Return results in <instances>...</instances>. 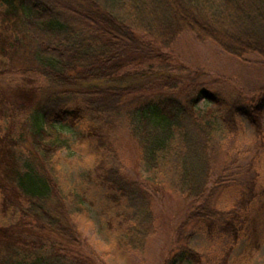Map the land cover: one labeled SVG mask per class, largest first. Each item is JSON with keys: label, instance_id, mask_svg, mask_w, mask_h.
I'll use <instances>...</instances> for the list:
<instances>
[{"label": "trees", "instance_id": "obj_1", "mask_svg": "<svg viewBox=\"0 0 264 264\" xmlns=\"http://www.w3.org/2000/svg\"><path fill=\"white\" fill-rule=\"evenodd\" d=\"M17 22L29 38L28 59L35 66L14 74L32 71L47 78L50 89L37 102L34 88L17 89L22 102L14 110L27 111L24 131L31 135L26 158L22 133L11 132L0 98V120H7V127L0 125V210L10 195L22 218L56 237L14 234L0 221V264H91L74 251L81 244L78 218L89 213L85 195L91 189L107 202L115 259L126 258L157 232L153 198L164 194L186 201L187 219L197 226L208 230L225 224L236 241L244 242L231 264H250L264 243V169L259 165L264 148L254 150L258 184L251 197L239 196V209L224 216L212 207L216 187L236 192L239 186L220 179L216 187L210 184L212 145L227 104L205 84L181 87L166 65L154 70L152 63H164L162 48L189 32L235 59L257 55L264 66V0H0V55L5 58L22 46ZM147 61L152 62L141 69ZM200 101L212 106L199 108ZM244 106L234 108L250 116L261 138L256 115L264 109V96ZM65 124L77 129L73 143L87 159L86 184L78 192L57 179L62 175L57 153L70 149ZM120 124L137 144L144 180H133L124 170L115 137ZM199 262V253L182 248L165 264Z\"/></svg>", "mask_w": 264, "mask_h": 264}, {"label": "rangeland", "instance_id": "obj_2", "mask_svg": "<svg viewBox=\"0 0 264 264\" xmlns=\"http://www.w3.org/2000/svg\"><path fill=\"white\" fill-rule=\"evenodd\" d=\"M16 28L22 46L12 56L5 58L0 55V61L4 62V64L0 62V70H3V74L0 75V98L3 109H8L6 113L2 112V115L9 116L7 120L10 122L11 132L14 136L22 133L19 144L22 149V158H26L32 150L31 135L24 131L27 111L14 110L22 102L16 96L17 89L29 91L30 88H34L37 102L49 91L50 82L32 71L26 72L25 75L14 74L19 69L28 70L35 66V63L28 59L29 38L23 24L17 22ZM162 52L166 56L165 62L154 61L152 63L154 70H158L159 65L164 64L173 78L182 81L181 87L189 82L205 84L212 91L220 93L227 104L224 109L226 120L219 124V132L212 145L211 158L214 171L210 187L213 185L216 187L215 181L218 179L221 180V184L235 183L239 186V189L234 192L233 190L223 191L224 186L218 185L216 188L219 192L212 197V207L217 206V210L228 217V212L239 209V196L251 197L253 185L258 184L254 180L255 170L258 167H255L256 160H253V156L255 149L264 148V109L260 115H256L262 127L260 138L254 131L250 116L237 112L234 106L245 107L246 101L250 103L253 98L258 101L261 96H264V66L257 55L235 59L215 44L199 41L193 33L189 32L180 35L169 48H162ZM148 62L152 61L145 62L141 69H147ZM198 106L203 109L212 104L200 101ZM7 120H0V125L7 127ZM64 126L66 129H63V132L70 140V149H63L57 153L62 171V175H59L57 179L60 181L62 178L60 183L64 188L77 191V187L83 188L86 184L85 162L87 159L82 149L73 143L78 133L77 129L66 124ZM115 137L120 146L118 152L122 165L128 177L133 180H144L146 173L139 171L138 168L140 162L137 144L122 124L118 126ZM259 162H262L259 165L264 169V159ZM146 187L152 200V189L147 184ZM8 199L10 200L6 202V205L3 204L4 207L0 210L1 226L9 232L27 237H56L36 227L33 220L22 218L19 215L21 209L16 200L10 195ZM85 199L89 213L85 217L78 218L77 228L81 234V244L74 251L75 253L79 251L84 257L90 258L91 264H165L172 254L178 253L182 248H189L201 255V262L197 264H231L244 248V242L236 241L231 229H228L225 224L208 226V230L197 226L194 221L187 219L186 201L158 194L153 198L158 223L157 232L149 236L141 245L131 248L126 258L115 259L110 251V244L116 239L114 230L110 228L106 220L107 202L95 189L89 190ZM30 222L32 224L26 227V223ZM214 227L216 228L212 230ZM250 264H264V243L255 253Z\"/></svg>", "mask_w": 264, "mask_h": 264}]
</instances>
